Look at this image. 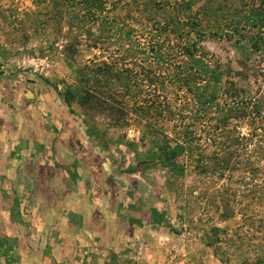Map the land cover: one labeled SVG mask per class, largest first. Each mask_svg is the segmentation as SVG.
I'll return each mask as SVG.
<instances>
[{
    "label": "trees",
    "instance_id": "16d2710c",
    "mask_svg": "<svg viewBox=\"0 0 264 264\" xmlns=\"http://www.w3.org/2000/svg\"><path fill=\"white\" fill-rule=\"evenodd\" d=\"M31 1L36 14L70 17L77 45L85 38L107 54L78 71L79 99L118 127L133 119L152 146L126 173L184 177L188 158L198 174L251 180V264H264V0ZM39 79L70 107L73 93Z\"/></svg>",
    "mask_w": 264,
    "mask_h": 264
},
{
    "label": "rangeland",
    "instance_id": "374dc122",
    "mask_svg": "<svg viewBox=\"0 0 264 264\" xmlns=\"http://www.w3.org/2000/svg\"><path fill=\"white\" fill-rule=\"evenodd\" d=\"M38 10L31 0H0V125L18 124L8 77L21 81L45 78L60 92L75 95L70 107L65 105L82 122L88 138L109 156L112 170L132 174L130 195L125 196L124 184L113 181L110 185L111 224L105 245L110 250L109 264L254 263L251 180L238 173L224 178L198 174L188 158L184 177H173L168 169L154 166L126 173L139 160H147L152 146L140 141L141 131L133 119L118 127L79 99L86 80L78 71L101 62L107 54L85 38L77 45L70 17L60 20L56 14H36ZM47 18L54 20L45 27ZM90 29L95 33L88 26L84 30ZM206 46L218 50L215 43ZM131 205L125 220L117 209ZM23 213L29 215L30 207L25 205ZM8 231L0 227V264H75L84 262L88 253L76 244L77 257L60 260L46 239L41 238L36 247L8 236Z\"/></svg>",
    "mask_w": 264,
    "mask_h": 264
},
{
    "label": "crops",
    "instance_id": "0c3cea01",
    "mask_svg": "<svg viewBox=\"0 0 264 264\" xmlns=\"http://www.w3.org/2000/svg\"><path fill=\"white\" fill-rule=\"evenodd\" d=\"M6 81L18 124L0 125V227L24 244L46 239L60 260L77 257L79 244L88 253L75 264H109L110 185L122 183L130 195L132 174L112 170L109 156L47 84ZM132 209L117 211L127 220Z\"/></svg>",
    "mask_w": 264,
    "mask_h": 264
}]
</instances>
